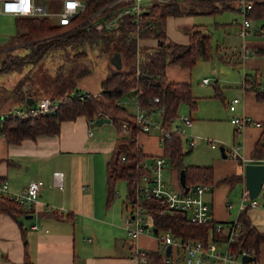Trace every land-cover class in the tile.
<instances>
[{
  "label": "trees",
  "instance_id": "obj_1",
  "mask_svg": "<svg viewBox=\"0 0 264 264\" xmlns=\"http://www.w3.org/2000/svg\"><path fill=\"white\" fill-rule=\"evenodd\" d=\"M50 1L52 0H47L49 8L52 3ZM84 1L85 8L79 11L69 24H58L49 16L18 15L16 17L18 40L8 45L10 48L0 47V75L12 71L23 72L27 65L35 68L49 57L53 59L59 57L62 62L58 64L55 72L41 69L37 75H33L30 71L24 73L14 89L0 96V115L16 105L22 109H29L43 96L58 100L59 104L54 112L44 111L32 116L2 118L0 133L6 140L10 143H19L23 139H34L41 134L59 133L63 121L76 120L80 115H85L88 119H96L101 115L112 118V122L117 126V137L107 161L108 203L114 199L116 185L120 180L127 182V200L132 201L136 198L138 183L146 171L143 161L150 160L148 158L150 155L154 157L163 155L173 166L180 170L185 168L188 187L197 183H207L212 186L221 182L233 184L240 180L243 177L240 174H229L215 181L213 165L184 164V156L193 148L190 147L186 151L183 149L182 134L179 132H173L165 139L163 153L146 152L137 138L142 131L141 124L136 118L137 110L134 112L121 102L124 94L133 92L137 98V108L144 109L147 117L150 118L153 111L159 110L162 126L166 129L171 127L172 121L178 116L179 107L183 102L188 103L191 108H196L191 82L170 80L167 66L177 64L192 68L200 58L210 59L213 55L212 33L206 32L203 24H193L186 29L189 35L188 43L168 39V18L195 13L214 14L225 9L239 10L238 0H192L191 4L186 3L185 0H169L152 3L148 6L146 18L154 23V27L139 31L141 39L152 38L157 41L151 47L139 45L137 26L130 16H124L118 29L110 31L96 29V20L90 16L112 0ZM249 1L252 3V8L248 17L255 20L264 19V0ZM16 44L25 46L29 50L24 54L18 53L15 47H12ZM89 48H98L97 57L105 55L108 61L109 69L100 79V91L97 94L76 87L78 80L94 69V66L90 67L87 63ZM246 81H249L250 89L255 91L257 100L264 105V78L259 83L250 77L246 78ZM82 91L86 93L84 97L79 96V92ZM217 95L223 99L220 93ZM29 97L34 99V103L29 102ZM156 97L159 100H155ZM8 102L13 103L8 105ZM261 125L262 131L251 152L255 162L264 161V118ZM232 150L231 148V156ZM142 203L157 229L156 233L160 230H169L176 238L183 241L202 239L207 242L218 235L216 232L218 223L228 224L238 220L241 223V230L233 248L238 252L249 250L259 262L264 232L258 230L252 222L247 213L249 207L241 208L237 219L234 220L217 221L212 218L206 223L197 224L179 210L166 209L157 198L145 199ZM27 212L21 202L0 193V214L7 213L19 220ZM25 233L23 229V235ZM143 251L148 257V264L179 262L173 256L174 250L167 257L166 249L162 245L157 249H143ZM25 263L33 264L28 255L25 256Z\"/></svg>",
  "mask_w": 264,
  "mask_h": 264
},
{
  "label": "crops",
  "instance_id": "obj_2",
  "mask_svg": "<svg viewBox=\"0 0 264 264\" xmlns=\"http://www.w3.org/2000/svg\"><path fill=\"white\" fill-rule=\"evenodd\" d=\"M42 2L47 3V0ZM174 19H178V22L183 20L181 17L174 16L168 18V39L188 43V34L181 36L179 32L170 29L171 21ZM234 21L237 22L236 19ZM254 22L256 23L252 24L243 38L242 47L246 44L255 51V54L263 53L264 34L258 29L264 27V24L259 26L256 20ZM239 23L242 28V23ZM191 26L192 24L187 29ZM156 43L157 41L152 38L139 40V45L150 47ZM250 55L243 57L242 50H238L228 58V61L244 62L245 70L244 94L242 102H239L241 103V115L239 116L248 115L250 123L241 129H238L234 123L235 132H242L240 158L224 160L223 163L215 165L191 164L213 165L215 181L229 174L243 176L233 184L221 182L211 185L210 195L206 197L205 194L207 202L211 207L214 206L212 215L217 221L231 219L233 207H227L229 201L223 196L216 199L213 190L219 185H225V192L228 193L238 183L242 184L243 189L246 187L245 165L255 162L251 157V152L262 131L264 105L257 100L255 91L250 89L251 85L246 78L250 77L256 83L263 80L264 56ZM167 74L169 78H173L170 79L172 81H190L186 79L181 68L169 66ZM104 76L105 73L101 74L97 80L88 79L84 88L97 94L100 91V79ZM216 86L218 87L217 83H215V88L219 90ZM197 97L195 96L196 104L198 103ZM237 109L238 106L230 111L236 112ZM91 120L85 115H80L76 120L63 121L59 133L41 134L34 139H23L19 143L8 142L0 133V184L7 182L8 189L16 192L24 189L32 179L44 181L38 201L30 208L26 207L28 212L22 218L16 220L7 213L0 214V264H27L25 263L26 255L33 264H139L134 256L136 247L143 249L160 247L161 243L154 233H142L137 238H130L125 228V220L121 221L119 216V210L124 208V203L127 204L125 202L128 201L127 199L122 198L119 203L118 198L121 195L116 191L114 199L108 203L107 161L109 158L106 160L104 171L96 166L94 155L103 147L92 138L91 126L95 123V119L94 122ZM163 150L164 148L157 154L163 153ZM226 152L228 156L230 149ZM225 165L229 168H223ZM55 170L64 172L62 185L53 175ZM178 175L179 185H182L180 169ZM259 195H261L259 198L256 197L258 204L249 206L247 213L258 230L264 232V184ZM27 214H32V216L25 218ZM21 219L24 220L23 224H20ZM23 229L26 231L24 235ZM102 230L109 233L112 244L103 240ZM121 237L124 240L123 244L118 242ZM135 239L137 240L134 241ZM259 258L257 264H264V243L261 245ZM244 264L255 263L244 262Z\"/></svg>",
  "mask_w": 264,
  "mask_h": 264
},
{
  "label": "rangeland",
  "instance_id": "obj_3",
  "mask_svg": "<svg viewBox=\"0 0 264 264\" xmlns=\"http://www.w3.org/2000/svg\"><path fill=\"white\" fill-rule=\"evenodd\" d=\"M185 1L188 4L192 2V0ZM50 2L52 3L49 10L54 13L50 15V18L55 22L57 20L55 14L61 10L62 0H52ZM16 17H18V15L0 12V47L7 46V48H10L8 45L18 40L19 30L16 25ZM243 17V14H241L239 10L225 9L222 12L214 14L195 13L185 15L181 17V19H183L181 22H178V19L171 21L170 29L179 32L181 36H187L188 33L186 29L191 24H203L205 31L212 33L213 55L210 59L200 58L192 68H182L172 64L169 65L179 69L181 68L187 77L186 79L191 81L193 95L198 96L196 108H191L188 103L183 102L179 107L178 116L176 118V122L182 124L184 127V130H182L183 149L186 151L190 147L193 148L190 153L184 156V164L210 163L215 165L223 163L224 160L236 159L230 155L231 152L228 153L227 157H223L220 150L221 145H224L228 151L231 148H238L240 152L242 143L240 142V138H242V132H235L236 125L231 122V117L241 115V103H238L236 112H231L228 101L236 96L243 100L244 62L236 63L234 61H228V58L233 52L243 50L242 44L244 37L240 34L241 25L239 23L243 20ZM235 19L237 22L234 21ZM254 20L255 19L251 18L252 24L256 23H253ZM256 21L259 26L264 24V19ZM217 45H219V47ZM12 47H15L16 52L22 54L29 50V48L18 44ZM98 53V48H89L87 63L90 67L94 66V69L90 74L78 80L76 85L77 88L87 90V88H84V84L88 79L97 80L101 74L108 71L107 57L105 55H98L97 57ZM254 55L264 56V53H256L250 56ZM55 59L49 57L44 63H39L35 68L27 65L23 72L12 71L1 74L0 96L4 95L6 91L14 89L16 83L24 73L27 74L30 71L33 75H37L38 71L41 69L42 71H48L49 69L51 72H55L58 64L62 62V59L59 57ZM205 77L210 79L209 83L203 82V78ZM215 83H217L219 90L215 88ZM217 91L222 94L223 99L221 96L217 95ZM225 100L226 102H224ZM121 102L125 103L130 110L134 112L137 110V98L133 92L124 94L121 98ZM12 103L13 102H8V105ZM185 116L191 118L192 123L190 125L184 123L183 118ZM151 121L152 124L155 123L157 126L152 127L149 131H141L137 138L138 141L143 144L145 151L157 154L163 149V143L160 141L159 125L162 122V118L159 110L153 111ZM91 130L93 131L92 138L94 141L98 142L103 147L102 150H99V152H96L94 155L95 164L104 171L106 160L110 157L114 148L117 137V126L113 122H106L103 124L95 122L91 126ZM191 140L194 142L193 145L190 143ZM213 144H215V146H213ZM153 157L152 155L148 156L150 160H152ZM91 167H93V165ZM223 168L229 167L225 165ZM178 173L179 169L169 162L163 168V178L171 187L179 186ZM116 188L117 193L121 195L120 198H118V202L120 203L122 198L124 200L127 199L128 189L126 180L118 181ZM225 188V185H219L217 189L214 188L213 194H215L216 199L219 198V196H223L225 199L227 198V201L233 203L234 206L231 209L233 216L229 220H234L237 219L239 215V203L242 197L243 186L241 183H238L228 193L225 192ZM209 195L210 191L206 193V197ZM260 196L261 195L257 198ZM125 202H127V204L124 203V208H120L119 210L120 220L123 222L125 216L134 209L133 203L130 200ZM212 207L214 212V206L212 205ZM216 213L218 214V211H216ZM146 218L149 219L148 216H146ZM102 231L103 240L112 244L109 233L104 232V230ZM136 240L137 239L134 241ZM118 242L123 244V238H119ZM174 254H177L176 256H184V252L182 250L177 252L176 248H174ZM177 264L187 263L182 260L180 263L177 262ZM193 264L207 263L200 262Z\"/></svg>",
  "mask_w": 264,
  "mask_h": 264
},
{
  "label": "built area",
  "instance_id": "obj_4",
  "mask_svg": "<svg viewBox=\"0 0 264 264\" xmlns=\"http://www.w3.org/2000/svg\"><path fill=\"white\" fill-rule=\"evenodd\" d=\"M169 0H112L105 7L95 12L90 18L95 21V27L98 30H114L120 28L124 16H130L132 22L137 26V35L139 31L150 29L154 27V23L146 18L148 13V6L155 2H167ZM239 11L243 14L241 34L246 36L249 28L252 27L251 18L248 13L252 8V3L249 0H238ZM86 3L84 0H62L61 10L56 13V21L58 24H69L73 17L82 9ZM48 3H43L41 0H0V12L15 15H39L49 16L54 13L50 12ZM264 34V27L258 29ZM141 39L140 37L138 38ZM138 40V41H139ZM264 53V51H263ZM250 54H255V51L248 45H243L242 56L246 57ZM203 82L209 83L208 77L203 78ZM85 91L79 92L80 97H84ZM155 100H159L158 97ZM241 101L239 97H234L228 101V106L231 110H235L237 104ZM59 101L53 100L49 96H43L39 102L31 105L29 109H22L20 106H13L6 109L3 118L18 117V116H32L40 112L51 111L54 112L58 106ZM137 121L141 124L142 131H149L157 124H152L151 118L147 117L146 112L142 108H137ZM184 123L190 125L191 118L185 116ZM231 121L238 126V129L243 128L250 123L248 115L233 116ZM94 122V119L91 120ZM160 141L164 143L166 138H169L173 132L183 134L184 127L182 124L176 122V118L172 121L170 128H164L162 123L159 125ZM193 145V140L190 141ZM215 146V144H213ZM232 156L239 158L238 148L232 150ZM123 158H125L123 156ZM264 162V161H262ZM168 164V160L163 155H156L152 160L145 159L143 167L146 170L143 174L136 189V198L131 202L134 209L125 216V228L130 238H137L142 233H154L164 249L168 244L174 248L184 252V256H176L175 260L181 262L185 261L187 264L206 262L207 264H244L242 260L243 254H251L249 250H242L238 252L233 248L240 230L241 223L238 220L228 224L218 223L216 226L217 236L204 242L202 239H195L191 241H183L176 238L169 230H160L158 233L154 231V223L147 214V208L143 205L145 199L157 198L160 200L162 206L166 209H176L188 216L190 221L203 224L213 218L212 207L205 198V194L212 186L207 183H197L192 187L186 189L184 186L171 187L163 178V168ZM57 182L62 185L64 172L62 170H55L53 172ZM44 185L42 179H32L28 185L19 191L13 192L8 189L7 182L0 184V193L21 202L25 207L30 208L38 201L41 189ZM258 204L256 198H251L247 187L242 191L239 209L243 207L255 206ZM232 202L227 203L228 208H232ZM149 217V219L146 218ZM171 252V254H172ZM135 258L139 264H148V257L145 255L143 248L136 247ZM169 257V256H167ZM170 261L169 258H166Z\"/></svg>",
  "mask_w": 264,
  "mask_h": 264
},
{
  "label": "water",
  "instance_id": "obj_5",
  "mask_svg": "<svg viewBox=\"0 0 264 264\" xmlns=\"http://www.w3.org/2000/svg\"><path fill=\"white\" fill-rule=\"evenodd\" d=\"M29 102L34 103V99L32 97H29ZM3 115H0V121L2 120ZM112 118L101 115L98 118L95 119V122L98 124H102L103 122H111ZM221 153L223 156H227V153L225 152V148L223 145L220 146ZM245 180H246V187L249 190L250 197L256 198L259 196L262 186L264 184V162H249L245 165ZM180 182L181 184L188 189V186L186 184V171L185 168H181L180 170ZM32 214L25 215V218L31 217ZM24 220H20V224H23ZM156 227H154V231H156ZM172 246L171 244H168L166 246V255H171ZM242 259L245 263L253 262L257 264V257L252 254H243Z\"/></svg>",
  "mask_w": 264,
  "mask_h": 264
}]
</instances>
